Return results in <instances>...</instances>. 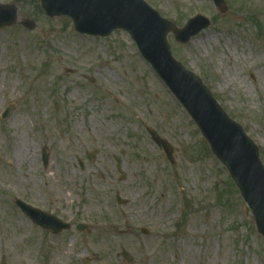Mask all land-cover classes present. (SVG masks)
Returning a JSON list of instances; mask_svg holds the SVG:
<instances>
[{
  "label": "rangeland",
  "instance_id": "rangeland-1",
  "mask_svg": "<svg viewBox=\"0 0 264 264\" xmlns=\"http://www.w3.org/2000/svg\"><path fill=\"white\" fill-rule=\"evenodd\" d=\"M145 1L180 27L197 14L210 20L186 44L169 34L172 52L243 126L264 163V0H224L225 13L212 0ZM0 3L19 8L18 23L0 28V261L264 264V237L228 170L128 32L81 34L70 17H49L40 0ZM93 127L103 128L98 141ZM147 127L173 145V162ZM16 198L72 228L44 230Z\"/></svg>",
  "mask_w": 264,
  "mask_h": 264
},
{
  "label": "water",
  "instance_id": "water-1",
  "mask_svg": "<svg viewBox=\"0 0 264 264\" xmlns=\"http://www.w3.org/2000/svg\"><path fill=\"white\" fill-rule=\"evenodd\" d=\"M213 1L221 12L227 11L224 0ZM40 3L50 17H70L74 29L79 33L107 37L121 29L130 34L142 56L194 119L214 155L227 168L252 212L257 232L264 237V163L260 159L259 147L243 127L228 116L203 79L173 55L168 39L169 34H173L177 42L186 44L209 27L210 20L197 14L180 27L161 16L145 0H40ZM18 19V6L0 3V28L12 26ZM22 24L29 30L36 26L31 18H24ZM14 109L15 104L8 105L2 117L8 118ZM147 130L173 161V146L154 129L148 127ZM96 152L94 150L90 155L91 159ZM115 158L121 178L124 179L127 174L121 169V157ZM43 162L45 166L48 165L49 153L46 150L43 151ZM116 197L120 204L128 203L119 193ZM15 202L33 222L44 229L59 233L71 228V224L21 199ZM85 227V224L77 226L78 230ZM144 231L147 233V229ZM122 255L132 260L126 250H122ZM0 264H7V261L2 259Z\"/></svg>",
  "mask_w": 264,
  "mask_h": 264
},
{
  "label": "bare ground",
  "instance_id": "bare-ground-1",
  "mask_svg": "<svg viewBox=\"0 0 264 264\" xmlns=\"http://www.w3.org/2000/svg\"><path fill=\"white\" fill-rule=\"evenodd\" d=\"M262 56H260L259 58H261ZM97 128V127H96ZM89 132H90V137L92 138V140L93 141H98V140H100V133H103V128H101L100 129V131H97V130H95V127H93V128H89ZM72 145H74V143L72 142ZM14 148L16 149V152H22V150L20 149V146H18V145H16V146H14ZM153 157H148V156H145L144 158H143V160L145 161V164H146V166H148V168L150 167V162H151V159H152ZM66 173V177H67V179L70 177V175H69V172L68 171H66L65 172ZM86 173H90L91 174V171L89 170V169H87L86 170ZM66 179V178H65ZM64 182H65V180H64ZM45 184H47V183H45ZM65 184V183H64ZM110 245H111V247L112 248H115V244H114V241L113 240H111V242L109 243ZM103 245H105L104 243H103ZM107 261H109V262H113L114 264H116V262H114L113 260H112V258L111 257H109V259L107 260ZM146 262H148V261H145V263L144 264H147Z\"/></svg>",
  "mask_w": 264,
  "mask_h": 264
}]
</instances>
